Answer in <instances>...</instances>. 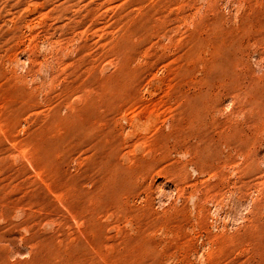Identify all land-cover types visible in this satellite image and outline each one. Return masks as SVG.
I'll return each mask as SVG.
<instances>
[{"label":"rangeland","instance_id":"rangeland-1","mask_svg":"<svg viewBox=\"0 0 264 264\" xmlns=\"http://www.w3.org/2000/svg\"><path fill=\"white\" fill-rule=\"evenodd\" d=\"M0 264H264V0H0Z\"/></svg>","mask_w":264,"mask_h":264}]
</instances>
